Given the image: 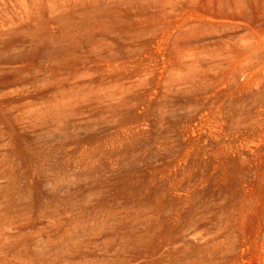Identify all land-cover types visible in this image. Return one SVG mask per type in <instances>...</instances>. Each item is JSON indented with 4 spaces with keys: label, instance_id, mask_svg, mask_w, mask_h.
Wrapping results in <instances>:
<instances>
[{
    "label": "rangeland",
    "instance_id": "obj_1",
    "mask_svg": "<svg viewBox=\"0 0 264 264\" xmlns=\"http://www.w3.org/2000/svg\"><path fill=\"white\" fill-rule=\"evenodd\" d=\"M0 264H264V0H0Z\"/></svg>",
    "mask_w": 264,
    "mask_h": 264
}]
</instances>
